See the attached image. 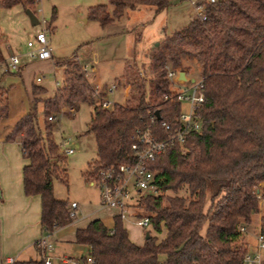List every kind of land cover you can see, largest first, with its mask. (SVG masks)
Masks as SVG:
<instances>
[{
  "label": "trees",
  "instance_id": "16d2710c",
  "mask_svg": "<svg viewBox=\"0 0 264 264\" xmlns=\"http://www.w3.org/2000/svg\"><path fill=\"white\" fill-rule=\"evenodd\" d=\"M36 1L0 0V6L23 4L28 8ZM109 1L112 11L106 3L91 5L88 17L106 26L129 7L153 5L160 11L174 0ZM199 2L206 7V17L195 16L187 26L167 34L154 51L149 97L146 79L138 70L121 80L124 87L130 85L131 95L105 108L96 101V84L83 65L69 60L63 83L53 93L45 85L33 83L32 109L7 134L8 139L21 143L28 160L23 168L24 191L40 194L43 231L52 233L74 217L69 199L54 193L55 178L67 181V154L53 137L55 123L49 116L62 108L75 114L80 102L93 106L86 133L96 138L98 158L84 172L89 179L100 167L135 161L136 127L148 122L150 112L160 111L157 123L175 121L182 104L165 98L172 91L167 64L188 71V60L202 68L201 128L189 132L185 150L171 146L151 161L160 192L138 195L133 203L138 214L148 215L152 228L165 236L158 238L150 229L145 242L137 244L121 216L115 217L113 227L93 219L76 230V242L90 246L94 258L89 263L84 255V264H241L248 246L239 242L243 235L239 227L249 226L258 215V228L264 235V0ZM5 58L0 45V60ZM39 104L45 114L43 127ZM5 107L6 103L2 109Z\"/></svg>",
  "mask_w": 264,
  "mask_h": 264
},
{
  "label": "rangeland",
  "instance_id": "374dc122",
  "mask_svg": "<svg viewBox=\"0 0 264 264\" xmlns=\"http://www.w3.org/2000/svg\"><path fill=\"white\" fill-rule=\"evenodd\" d=\"M100 3L108 4L112 11L113 5L109 0H37L28 6L40 17L47 20L49 28V45L53 48V57L37 59L29 56L28 52L37 45L36 34L44 25L39 22L33 24L27 14V7L17 4L12 7L0 6V45L6 58L17 54L20 58L18 66L22 69L7 70L3 84L15 83L9 94V102L14 111L24 107L32 109L34 97L32 93L33 83L45 85L48 93L62 85L66 62L76 60L87 64V76L96 84L91 71L95 64L100 77V83L111 84L114 81L123 80L129 73L140 70L146 79L147 97L150 96L153 85L154 72L151 70V58L154 51L164 40L167 34L187 26L197 15L195 5L191 0H174L167 8L157 11L153 5H138L126 9L116 23L102 26L94 18L84 20L88 16V8ZM82 17V18H80ZM190 76L200 78L202 68L193 61L186 60ZM12 71V72H11ZM20 71V70H19ZM41 77V80H38ZM0 101L6 102L4 88L0 89ZM131 91L129 89V95ZM116 101H125V87L119 83V87L110 98ZM93 106L88 102H80L75 115L68 112L56 114V118L50 119L55 123L53 137L58 142L63 137L70 138L77 150L66 156L67 181L61 178L54 179V193L56 197L76 199L87 204L99 202V189L92 185L84 172L89 168V163L98 158L97 143L93 133H86L92 117ZM39 123L43 127L45 114L42 104L38 107ZM62 150V149H61ZM63 152V151H62ZM259 186H262L259 184ZM171 193V191H168ZM183 194V191H180ZM210 200H207L208 206ZM136 210L138 211L139 208ZM78 218H81L80 209ZM259 216L254 220L245 232L240 243L253 249L256 245L255 230L258 228ZM144 232L147 229L142 228ZM161 238V233L152 230ZM73 257L78 253L67 252ZM58 259L54 264H58ZM71 263V262H70ZM67 263V264H70Z\"/></svg>",
  "mask_w": 264,
  "mask_h": 264
},
{
  "label": "built area",
  "instance_id": "2783aa9c",
  "mask_svg": "<svg viewBox=\"0 0 264 264\" xmlns=\"http://www.w3.org/2000/svg\"><path fill=\"white\" fill-rule=\"evenodd\" d=\"M195 5L198 17L204 19L206 17V7L199 0H191ZM215 1V0H210ZM38 16V15H37ZM39 22L43 23V27L37 31L36 41L37 45L29 50V56L38 59L50 58L52 56V47L49 45L48 31L46 27L47 20L44 18ZM20 58L17 54H12L9 58L0 60V70L7 71L18 69ZM167 76L171 81L172 91L166 94L165 98H175L181 101V110L177 113L175 121L171 122L166 119L160 120L156 112L151 113L148 122L142 126L136 127L135 137L132 147L135 150L136 159L134 162H123L116 165H109L98 168L92 177L88 180L90 183L95 184L99 188L100 202L102 206L118 208V215L122 219L133 217L135 221L145 229L150 230L152 223L148 215H140L134 208L138 195L145 193L160 192L156 182V173L151 168L150 163L155 157L166 150L168 147L179 145L183 150L186 149V141L189 132L199 130L202 125V118L198 114L201 108L205 94L203 91L204 77L196 78L190 76L186 71L187 79L181 78L180 70L173 68L170 64L166 65ZM87 64L83 66L86 73ZM87 74V73H86ZM41 80V77H38ZM121 80L114 81L111 84L96 83L94 87V97L96 101L105 108H111L115 104V98H110L114 95L119 87ZM130 85L125 87V94L129 92ZM1 95V94H0ZM1 100V99H0ZM1 103V101H0ZM65 108L59 112L64 113ZM50 119L56 118V115H50ZM73 141L70 138L63 137L58 141L59 147L65 154L73 153L77 150ZM78 201H71L70 214L74 218L77 217ZM240 231L245 232L246 225H241ZM256 237V245L253 249L248 247L241 264H262L264 254V235L257 228L254 232ZM37 245L40 249V255L45 264H50L55 258L62 264L71 262L72 264H82L83 256H68L54 254V243L51 239V233L44 231L38 238ZM89 263L94 261L90 252L85 254ZM0 264H18L15 256H7Z\"/></svg>",
  "mask_w": 264,
  "mask_h": 264
},
{
  "label": "crops",
  "instance_id": "0c3cea01",
  "mask_svg": "<svg viewBox=\"0 0 264 264\" xmlns=\"http://www.w3.org/2000/svg\"><path fill=\"white\" fill-rule=\"evenodd\" d=\"M83 19L89 20V17L86 16ZM116 20L109 25L116 23ZM51 57H53V48ZM81 65L84 66L86 64L81 63ZM93 68L95 72H93ZM21 70L18 67V72H21ZM91 71L94 75V81L100 83L101 79L96 75L98 68L95 64L92 65ZM6 74L8 73L0 70V86L4 88L6 93L5 109H2L5 103L0 104V263L7 256H15L20 262L26 260H42L39 246L36 243L38 238L44 233L41 221L42 199L40 194L28 195L25 193L23 168L28 160L24 157L20 141L18 139L7 138V134L11 131L15 123L25 113L30 111L31 108L24 107L18 111H14L8 98L15 83H11L10 81L3 84ZM125 96L127 97L126 94ZM73 200L69 201L71 202ZM78 204L76 210L78 213L80 209L81 218H78L77 214V217L71 222L57 227L51 233V239L55 246V256L67 255L66 253L68 251L72 252L73 250L78 253L76 256L87 254L90 246L79 245L76 242V230L77 228L87 226L93 219L99 218L109 227H113L115 224L118 208L102 206L100 193L98 203L87 204L78 201ZM123 223L132 241L137 244H143L145 242L146 238L145 232L142 229L143 227L133 217L123 219ZM160 235L161 237L165 236V232H162ZM55 260L57 258L50 264H54ZM58 264L62 263L58 261Z\"/></svg>",
  "mask_w": 264,
  "mask_h": 264
},
{
  "label": "water",
  "instance_id": "95a60500",
  "mask_svg": "<svg viewBox=\"0 0 264 264\" xmlns=\"http://www.w3.org/2000/svg\"><path fill=\"white\" fill-rule=\"evenodd\" d=\"M27 14L29 15V17L31 19V22L33 24H38L39 23V17L34 12V10H32L31 8H27ZM179 75H180L181 78L187 79L185 70H180ZM156 114H157V116L159 118L161 117L159 110H156ZM0 195H1V190H0ZM150 235H151V232H150V230L147 229L146 232H145V238H148ZM82 264H84V263H82Z\"/></svg>",
  "mask_w": 264,
  "mask_h": 264
}]
</instances>
